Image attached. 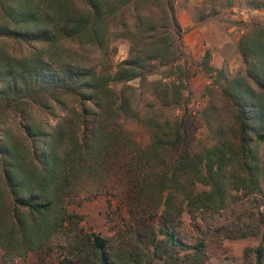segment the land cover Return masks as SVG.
I'll use <instances>...</instances> for the list:
<instances>
[{"label":"trees","instance_id":"1","mask_svg":"<svg viewBox=\"0 0 264 264\" xmlns=\"http://www.w3.org/2000/svg\"><path fill=\"white\" fill-rule=\"evenodd\" d=\"M133 3L135 9L155 4L85 0L87 7L80 10L50 3L56 10L50 15L21 0L0 1L6 18L0 22V40L31 47L12 53L0 46V248L7 255L38 253L67 230L73 232L70 257L59 264H206V241L181 234V214L222 204L230 187L243 194L258 188L264 175L259 152L264 146V24L251 25L238 40L244 75L224 76L221 86L231 120L218 119L213 105L205 110L204 145L192 137L186 108L180 117L153 125L145 146L111 119V112L137 114L127 95L111 94L108 84L145 78L156 59L180 73L168 85L174 87V102L181 99L186 62L174 61L177 48L159 35L150 16L137 12L133 24H124L137 43L112 74L42 58L59 38H81L104 48L110 32L106 21ZM159 5L180 33L172 0ZM209 59L206 51L200 62L206 70L212 68ZM159 94L169 101L165 90ZM32 107L43 108L52 122L36 119ZM9 113L19 117L17 137L6 125ZM120 155L129 157L122 165ZM85 179L95 188L111 181L125 195L134 220L126 232H118L119 241L92 229L77 231V215L67 202ZM253 252L255 264H264V222Z\"/></svg>","mask_w":264,"mask_h":264},{"label":"rangeland","instance_id":"2","mask_svg":"<svg viewBox=\"0 0 264 264\" xmlns=\"http://www.w3.org/2000/svg\"><path fill=\"white\" fill-rule=\"evenodd\" d=\"M152 1L155 4L137 9L134 3L129 4L110 17L106 21L110 32L104 48L81 38H59L41 56L51 63L63 61L99 74H112L117 65L128 58L133 43H137L131 39L132 34H129L124 24H133L137 12L150 16L159 35L170 40L177 48L174 61L181 65L183 60L186 62V75L180 78L184 79L183 86H180L181 99L179 103L174 102V87L168 85L177 82L180 73L178 70L170 72L169 63L166 65L156 59L153 70L145 78L108 84L111 94L120 95L123 91L127 95L131 109L137 114L128 116L111 112V119L123 125L139 145L145 146L151 140L153 125L180 117L183 108H186L191 117L192 137L204 145L207 143L205 110L213 105L218 119L226 123L231 120V112L221 93V86L225 83L224 76L232 78L244 75L245 65L238 40L251 25L264 24V0H172L173 14L180 33L170 15L165 16L161 10L164 7L159 4L164 3V0ZM21 3L50 15L56 12L51 4L69 8L73 6L80 10L87 7L85 0H21ZM3 21L6 18L0 7V22ZM3 45L12 53H27L31 50V47L12 40H0V46ZM206 51L210 53V70L200 65ZM212 69L220 70V73ZM161 90L167 92L170 102L161 99ZM67 101L74 103L72 99ZM31 114L40 121L52 120L43 108L32 107ZM18 119L17 115L7 114L6 125L16 137L20 132L16 128ZM259 152L264 165L263 145H260ZM118 159L122 165L129 157L120 155ZM117 187V184L106 180L102 188H95L89 179L76 186L67 202V209L77 215L74 219L77 221V231L80 228L84 231L92 229L114 242L119 231L124 233L128 230L129 223L134 219L129 216L123 198L125 195ZM180 219V232L183 236L188 240L196 237L205 239L208 254L206 264H255L253 249L260 243L264 222V175L258 188L251 194H243L230 187L222 204L195 209L192 213L183 212ZM254 231H258V234L254 235ZM72 235L73 232L67 230L55 234L38 253L7 255L0 248V264H59L63 258L70 257Z\"/></svg>","mask_w":264,"mask_h":264}]
</instances>
